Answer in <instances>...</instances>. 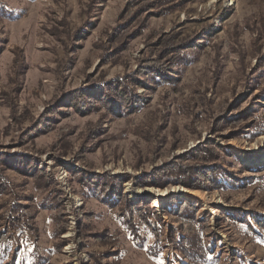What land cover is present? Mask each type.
I'll return each instance as SVG.
<instances>
[{"label": "rangeland", "instance_id": "rangeland-1", "mask_svg": "<svg viewBox=\"0 0 264 264\" xmlns=\"http://www.w3.org/2000/svg\"><path fill=\"white\" fill-rule=\"evenodd\" d=\"M174 1L129 19L136 0H0V264H264V0ZM170 37L188 60L138 72ZM124 75L142 101L103 84ZM207 142L234 180L186 185L177 169Z\"/></svg>", "mask_w": 264, "mask_h": 264}, {"label": "trees", "instance_id": "trees-1", "mask_svg": "<svg viewBox=\"0 0 264 264\" xmlns=\"http://www.w3.org/2000/svg\"><path fill=\"white\" fill-rule=\"evenodd\" d=\"M179 1L183 2V0H179ZM249 1L250 3H254L257 0H249ZM136 2H138L137 4L139 5V7L134 11V13L129 17V19L133 18L134 16L137 18V16L142 13V10L154 8L156 9V11L160 10L162 13H164L166 12L165 9L171 8L174 5H176V2L174 0L172 1L168 0L166 2H164V0H136ZM147 22L148 21H146V18H143L139 22L138 24L139 27L137 28L145 27L147 25ZM120 23L121 24L116 30V32L110 35V38L113 39L114 41H118L124 34L128 32L130 28V25L127 24L128 19L120 21ZM127 34L131 36L132 33H127ZM168 39H167L168 41H166L165 47L163 48V51H162L163 53L159 54L156 57H150L148 53L144 61H142V63L140 64V69L138 72H142V74L148 73L152 75H154V73L156 72L165 73L168 70L167 66L171 65L174 61H178L181 59L188 60V54L185 52L186 47H184V44L186 43L185 40H180V41L170 40L171 37ZM111 42L112 41H108L106 46H109ZM123 44H124L123 41L122 42L119 41V43H117V45H114V47L111 50H109V47H106L108 49L106 56L111 57L112 53L114 52L116 53V51L120 50ZM123 46H127V44ZM167 52L171 53V56L162 61L161 58L164 57V55ZM135 75L136 74L134 73L132 76H135ZM132 76L131 75L120 76L119 78H114V79L105 81L103 82V84L104 85H115L114 83H117V84L120 83V86L122 88L119 91V94L123 95L122 97H120V99L124 101L125 100L124 98L127 95H129L133 98L134 102L137 103V102L142 101V98H140L138 95L135 96L132 93V89L130 85L124 82L125 79H128L129 77H132ZM156 76H157L156 78L161 79L160 75L157 74ZM112 88L113 90L117 91L116 88L114 87ZM229 121L231 122V124L237 123L235 119H230ZM224 148L225 147L223 145H220L217 143L212 144L210 142H207L203 144L199 148V150L193 153L195 157L194 159L195 163H192L190 165L181 166L180 169H177L178 173L180 174V180L183 181L186 185H188L189 182L192 181L191 183L192 185L190 186L197 185L199 187H206V185H208L209 187H219L221 185H224V181L226 180L230 181V179H233L231 175H226L225 171H223L217 165V163L214 162L213 167L209 166L210 162L216 160L220 156L219 149H224ZM169 166L170 164H167L166 167L162 168V171L156 170L153 172L151 176H149V177L154 178L155 180L153 182L154 184L158 186H162V184L157 179L162 177V174L168 170ZM116 178L118 177L111 176V175H106V176L95 175L90 182L99 181L100 186L103 188V190H105V192L108 189L110 190L111 187H113L114 193H119L120 195L118 194V197H120L122 195L120 192H118V190H120L121 185L124 181L117 182ZM127 202L133 205L131 201H127ZM192 206L193 205H191L190 203H183L182 205H179L177 209H175V213H177L180 216L178 217L182 224L180 228H182L183 230L189 231L194 226L195 219L194 217H192ZM237 213L240 214L239 211ZM124 216H126L127 218H132L130 213L128 212H125ZM142 216H144L143 218L147 220L148 222L147 224L151 227V229L155 231L156 235L160 236V230L158 229V224L154 221H150L149 219L150 217H146L144 211L142 213ZM16 218H18V221L20 220L19 217H16ZM248 220L250 221L251 219L248 218ZM26 224L27 225L29 224L28 217H26ZM259 225H261L264 228V221L259 222ZM63 231H64V226L61 227L59 234L64 233ZM255 231L259 232L257 229H255ZM259 234H262V233L259 232ZM178 242L180 243V246L186 251L187 256H189L190 258L193 259L197 256H200L202 245H200L199 240L195 235L192 236L189 234H184L182 235L181 239L178 240ZM186 243H190L191 246L188 247ZM186 264H190V263H186Z\"/></svg>", "mask_w": 264, "mask_h": 264}, {"label": "bare ground", "instance_id": "bare-ground-1", "mask_svg": "<svg viewBox=\"0 0 264 264\" xmlns=\"http://www.w3.org/2000/svg\"><path fill=\"white\" fill-rule=\"evenodd\" d=\"M264 157V156H263ZM259 158H252L251 161L258 160ZM161 191V190H160Z\"/></svg>", "mask_w": 264, "mask_h": 264}]
</instances>
